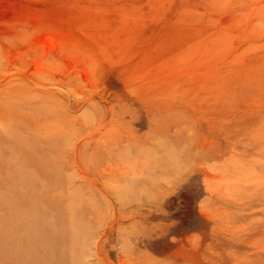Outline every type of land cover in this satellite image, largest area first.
Wrapping results in <instances>:
<instances>
[{"label": "rangeland", "instance_id": "obj_1", "mask_svg": "<svg viewBox=\"0 0 264 264\" xmlns=\"http://www.w3.org/2000/svg\"><path fill=\"white\" fill-rule=\"evenodd\" d=\"M0 264H264V0H0Z\"/></svg>", "mask_w": 264, "mask_h": 264}, {"label": "bare ground", "instance_id": "obj_2", "mask_svg": "<svg viewBox=\"0 0 264 264\" xmlns=\"http://www.w3.org/2000/svg\"><path fill=\"white\" fill-rule=\"evenodd\" d=\"M7 138H8V137H7ZM24 185H26V184H24ZM24 185H22L21 187L18 186V188L23 189L22 187H23Z\"/></svg>", "mask_w": 264, "mask_h": 264}]
</instances>
